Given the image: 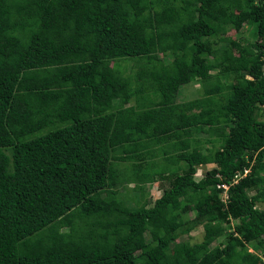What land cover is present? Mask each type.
I'll return each instance as SVG.
<instances>
[{
  "label": "trees",
  "instance_id": "obj_1",
  "mask_svg": "<svg viewBox=\"0 0 264 264\" xmlns=\"http://www.w3.org/2000/svg\"><path fill=\"white\" fill-rule=\"evenodd\" d=\"M263 110L264 0H0V264H264Z\"/></svg>",
  "mask_w": 264,
  "mask_h": 264
},
{
  "label": "rangeland",
  "instance_id": "obj_2",
  "mask_svg": "<svg viewBox=\"0 0 264 264\" xmlns=\"http://www.w3.org/2000/svg\"><path fill=\"white\" fill-rule=\"evenodd\" d=\"M224 34L226 36L231 37L232 39H236L239 42H243V43L248 42V41H252L254 39V35H253V31H252L251 27L248 25H245V24L243 25V27L241 28V30L239 32L235 31L234 29H228ZM154 56H156L159 59L163 57L162 53H159V52L154 54ZM167 59L170 61H174V57H172V55H168ZM132 64H134V62L132 60L127 61V63H126L125 70L129 71V73H133L134 68L133 69L129 68ZM212 72H214V71H212ZM125 75H128V74L125 73ZM225 80L227 81V79H225ZM199 89H200V83L198 81H194L192 83H187V84L182 85L180 87V90H179L178 95H177V101H187V100L198 97L199 95H201V93H198ZM261 118H264V110L261 114ZM200 136L202 138H205L207 135L204 133H200ZM205 146H206V144L202 145V147H205ZM170 164H171L170 161L165 162V160H162L159 165H165V166L169 165L170 166ZM212 166L213 165H208L206 168H210ZM206 168H199L194 175L195 178L196 179L200 178L204 173V169H206ZM133 185H134V183L130 182V183H127L126 185L119 186L118 187L119 188V190H118L119 196L130 197V198L132 196L133 197L137 196L138 192L133 190ZM164 185H165V182H163L161 180L156 181L155 183H152V184L145 185L147 197L151 200H154L157 197H159L160 194L162 193L161 187H163ZM251 194H253V192H251ZM133 197H132V199H133ZM132 199L126 200V203L129 206H133L135 204V202H133ZM256 206L258 208L264 209V199L257 201ZM197 207L198 206L196 205V206H192L191 208H189V212L186 213L183 216V218L184 219L191 218L192 214L194 213V210ZM235 223H236V221H232V224H235ZM202 236H203V228L201 225H198L190 233L180 235V237L178 239H176V241L170 245L171 251H175L178 248V243L180 241L187 240L191 243H195V242L201 241ZM149 239H150V235L148 234V235H146V240H149ZM222 239L223 238H220L217 241L213 242L211 244V247H213L214 245H217ZM252 246H253L252 244L248 245V248L250 251H252Z\"/></svg>",
  "mask_w": 264,
  "mask_h": 264
},
{
  "label": "built area",
  "instance_id": "obj_3",
  "mask_svg": "<svg viewBox=\"0 0 264 264\" xmlns=\"http://www.w3.org/2000/svg\"><path fill=\"white\" fill-rule=\"evenodd\" d=\"M249 170L247 169V170H244V172H243V175H245L247 172H248ZM234 182H236V179H234ZM223 188H224V190H226L227 188H228V186L227 185H221Z\"/></svg>",
  "mask_w": 264,
  "mask_h": 264
}]
</instances>
